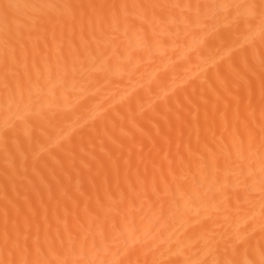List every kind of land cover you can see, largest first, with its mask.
Segmentation results:
<instances>
[{
	"label": "bare ground",
	"instance_id": "1",
	"mask_svg": "<svg viewBox=\"0 0 264 264\" xmlns=\"http://www.w3.org/2000/svg\"><path fill=\"white\" fill-rule=\"evenodd\" d=\"M0 264H264V0H0Z\"/></svg>",
	"mask_w": 264,
	"mask_h": 264
}]
</instances>
